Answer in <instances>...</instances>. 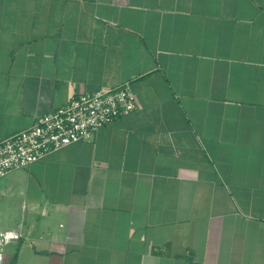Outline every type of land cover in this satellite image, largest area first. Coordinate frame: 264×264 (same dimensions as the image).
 <instances>
[{"label":"crops","instance_id":"crops-1","mask_svg":"<svg viewBox=\"0 0 264 264\" xmlns=\"http://www.w3.org/2000/svg\"><path fill=\"white\" fill-rule=\"evenodd\" d=\"M124 84L0 180L5 264H264V0H0V142Z\"/></svg>","mask_w":264,"mask_h":264},{"label":"built area","instance_id":"built-area-1","mask_svg":"<svg viewBox=\"0 0 264 264\" xmlns=\"http://www.w3.org/2000/svg\"><path fill=\"white\" fill-rule=\"evenodd\" d=\"M137 108L129 84L84 94L45 116L34 126L0 142V180L11 172L28 168L49 154L82 141ZM20 238L15 231H0V264H5L6 247Z\"/></svg>","mask_w":264,"mask_h":264}]
</instances>
